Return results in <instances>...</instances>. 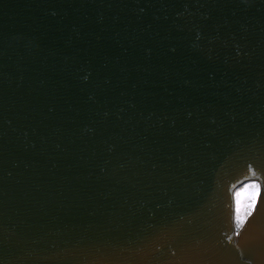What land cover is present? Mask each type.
I'll list each match as a JSON object with an SVG mask.
<instances>
[{
	"label": "water",
	"instance_id": "obj_1",
	"mask_svg": "<svg viewBox=\"0 0 264 264\" xmlns=\"http://www.w3.org/2000/svg\"><path fill=\"white\" fill-rule=\"evenodd\" d=\"M0 264H264V0H0Z\"/></svg>",
	"mask_w": 264,
	"mask_h": 264
},
{
	"label": "rangeland",
	"instance_id": "obj_2",
	"mask_svg": "<svg viewBox=\"0 0 264 264\" xmlns=\"http://www.w3.org/2000/svg\"><path fill=\"white\" fill-rule=\"evenodd\" d=\"M250 185H255L256 187L253 189L249 187ZM260 191V184L256 180H250L242 183L237 190L234 192V222L236 229H240L241 226L245 223L246 219L252 212L255 203L257 201L258 195ZM240 193V212H239V224H237V212H236V194ZM255 194V203L254 206L249 209L247 208V204L249 202V197L252 194Z\"/></svg>",
	"mask_w": 264,
	"mask_h": 264
},
{
	"label": "snow or ice",
	"instance_id": "obj_3",
	"mask_svg": "<svg viewBox=\"0 0 264 264\" xmlns=\"http://www.w3.org/2000/svg\"><path fill=\"white\" fill-rule=\"evenodd\" d=\"M249 187L255 188V185H250ZM255 203V194L253 193L249 197V202L247 204V208L251 209L254 206ZM236 212H237V224H239V212H240V193L236 194Z\"/></svg>",
	"mask_w": 264,
	"mask_h": 264
}]
</instances>
